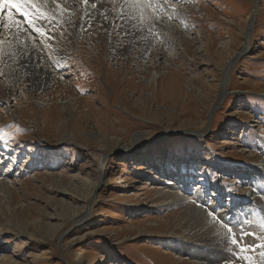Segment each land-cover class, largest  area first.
Here are the masks:
<instances>
[{
    "label": "rangeland",
    "instance_id": "1",
    "mask_svg": "<svg viewBox=\"0 0 264 264\" xmlns=\"http://www.w3.org/2000/svg\"><path fill=\"white\" fill-rule=\"evenodd\" d=\"M163 2L137 4L158 5L156 16L191 33L183 35L190 43L145 32L150 48L172 54L157 61L146 47L133 64L109 60L102 41L68 42L53 58L32 29L67 35L69 20L43 10L46 19L30 9L28 17L1 12L0 25L11 14L22 37L51 55L44 59L53 80L30 90L26 82L5 84L0 72V180L7 181L0 183V264H200L202 251L212 261L213 252L232 256L213 264H264L255 199L264 196V0ZM15 32L0 28V57L4 45L23 46ZM52 102L45 112L41 105ZM45 113L57 117L53 126ZM166 189L188 199L202 190L231 215L249 216L234 222L213 213L209 226L220 240L191 238L173 219L180 208L156 204Z\"/></svg>",
    "mask_w": 264,
    "mask_h": 264
},
{
    "label": "bare ground",
    "instance_id": "2",
    "mask_svg": "<svg viewBox=\"0 0 264 264\" xmlns=\"http://www.w3.org/2000/svg\"><path fill=\"white\" fill-rule=\"evenodd\" d=\"M145 1L146 2H152V1L154 2L156 0H145ZM163 1H165V0H160V6L164 5ZM255 1H257V0H255ZM37 6L41 9V11L43 10L45 13H48V14H49V12H51V13L55 12V14L59 13L60 15H62L61 17L67 19V21L69 20L63 26V27H65V29H63V30H65L66 32L67 31L70 32V34H67V35L62 34V33L57 35L56 30L46 29V26L41 27V29L46 33L45 35H43L47 40L46 44L49 46L50 50L52 51L53 58H57V59H59V56L62 54L63 47L66 46V43H68V42L78 43V42L102 41V42H104V45H103L104 51H106V48H108L107 56H108L109 60L110 59L118 60L119 58L123 57L124 58L123 62L127 61L128 63L133 64V63H135L137 58L142 57L139 54V51H142L143 48L149 47L148 45H151L150 44L151 41H148V39L146 40V38H145V32L146 33L148 32L147 38L166 36L165 35L166 33L169 34L170 36H175L176 40L179 39L180 45H181V43L184 45V48H186L187 45H189V43H190V40L183 35H190L191 33L189 34V33L185 32L182 28H180V25H178L174 22H171L169 19L166 20L164 18L165 16L159 17L160 12L158 14V11H157V10H159L158 5L156 7L152 6V4L146 5V6L145 5L140 6L139 4H137V2H136V5L134 4V2L132 3L131 0H108V1H102V2L101 1L96 2V0H37ZM191 6L192 5L188 6L187 12L194 9L193 7L191 8ZM6 9L7 8H0V14H1V12L6 11ZM7 10H9V9H7ZM26 10H28V9H26ZM139 11H143L144 12L143 15L140 14ZM163 11L165 12V9ZM194 11H196V10H194ZM161 12H162V10H161ZM166 13H167V11H166ZM121 14L123 15V19H121ZM136 14L139 15V17ZM156 14L159 16H156ZM176 16H177V13H176ZM141 17H143L142 23L140 22ZM172 18H173V16H172ZM4 19H5L4 22L3 23L1 22L2 24L11 23L9 21V17H4ZM254 19L255 18L252 17L251 22H249L250 23V25L248 26L249 29L252 28L251 24H255V23H252L254 21ZM125 21H127V29L128 30L121 32L119 29L121 27H124ZM15 22L17 24V20ZM85 23L87 26L85 25ZM132 23H136L137 27L132 28L131 27ZM58 25H61V23H58ZM22 27L23 26H21L20 24H17L15 26H13L11 28V30L7 28V30H10V31L16 30L17 32H15V35H21V37L19 36V40L21 41V45H23V46L22 47H16L18 49H15V46H17L16 44L15 45L9 44L8 46L4 45L5 49L2 48L1 51L4 50V55L0 57V72H1V74H3V78L5 80L4 83L5 84H9V83L14 84L15 83V85H16L17 83H23V82L25 83L26 82L29 85L30 90H31V88H41L42 86H48L51 83V81L53 80V78H52L53 73L51 72V70L46 68L47 67L46 63H48V61H50L52 59V57H51V55H50V57L47 55H44V53L42 52L43 50L41 51L39 49V47H37V45H35V43L33 41L35 38L32 37L31 39H29V37H27V38L22 37L23 35L19 33L20 31H22V29H23ZM90 29H94V30H92V32L90 31L91 33L88 34L87 39H83L81 36L84 37L85 35H82V34H85V32L89 31ZM154 31H156V33H157L156 36H151V34ZM93 32L95 33V36L92 35ZM142 34H144V36ZM127 37H128V39H127ZM12 41H14V40L12 39ZM12 41H11V43H12ZM122 41H125V42L123 43ZM144 41H146V43ZM14 42H18V41H14ZM148 42H150V43L148 44ZM135 43H138V46L135 47L136 49L139 47H141V48H140V50L137 49V51L135 52V53H137L138 56H136V54H135V57L130 58V56L128 54H132L131 53L132 52L131 47L134 46ZM97 44H99V43H97ZM118 45H122V46H124V48L119 49ZM174 45H176V44H174ZM92 46H94V45L92 44ZM9 47H12V48H9ZM96 48H98V45L95 46V49ZM150 49H152L153 51L152 50L151 51L154 52V54L156 55L155 59L159 58L157 61H159L161 58H163L162 55L166 56L167 54H169V55L172 54V51H171V53H169L168 50H167L168 51L167 52L164 49H163V51L162 50L161 51L156 50L155 47H154L155 50L152 47ZM12 50H13V52H12ZM133 51H135V49H133ZM155 51H157V52H155ZM44 57H47V58L49 57L51 59L48 58V61H47V58L44 59ZM169 57H171V56H169ZM174 57H175V55H174ZM1 59H3V60H1ZM171 61L172 62L174 61L173 58H171ZM155 63H157V62L155 61ZM8 64H10V65H8ZM174 64H176V63H174ZM17 66H19V67H17ZM228 66L231 67L230 65H228ZM156 67L157 66H155V68ZM167 67L170 70H171V68L173 69L172 64H168ZM170 70L167 71L166 74H164V75L161 74L159 77H162L163 79L167 78L169 74H172V73H170ZM112 72H113L112 73L113 76H117V75H115L116 71L112 70ZM171 72H172V70H171ZM55 79H56V77H55ZM61 81H62V79H61ZM228 82H229V79L225 80L224 85L226 86L228 84ZM4 83L3 82L0 83V91L2 89L1 85ZM172 85H174L173 82H172ZM13 87H14V85H13ZM151 88H152V84H151ZM162 93H164V91H162ZM80 99L82 100V98H80ZM78 102H80V101H78ZM53 106H54L53 102L49 106L47 104H44V106L41 105L42 109H45L44 111L47 113H51L53 111L52 110ZM89 109H90V107H89ZM47 113H45L43 115L44 123L46 126H53L54 121L57 120V117H54L53 120L49 119L48 116H50V115ZM35 119L37 120L38 117ZM171 174H173L172 177L176 176V175L174 176V173H172V172H171ZM165 175L168 176V173H166ZM183 177H186V176L183 175ZM189 178H190V176H189ZM0 183L7 184V181L2 180ZM5 186L6 185H4V187ZM189 189H190V186L187 185V189L185 192H188ZM186 194H188V193H186ZM193 195H195V196L192 199H188L187 196L184 194L179 195L176 192H169L166 189L164 192L159 193V195H158L159 199L156 203L158 205H163V206L164 205H167V206L175 205L176 207L180 208L181 210L177 211V213L173 216V219L175 220V223L179 226L180 229H184L185 231H187V233H188L187 235H189L191 238L194 236L195 237H202L201 239H204L203 241H205V242L206 241L207 242H213L214 240L215 241L220 240V239H218L219 236H217L218 230L215 228L216 224L209 226V223L212 222V215L208 214L211 209L215 210V212H214L215 217H217L219 219L224 218V220L227 218V219L232 220L234 222L235 221L241 222V220L243 218L249 216V215H246L247 213L240 214L236 217L234 215H231V212L229 211V209L226 208L223 210L219 206L215 205V203H213V202L211 203V202L205 200L204 199L205 194H204V191H202V190L197 189L196 191L193 192ZM248 196L246 195L245 197H248ZM234 199L235 198H233V200ZM255 199H257L259 201L258 205H257V207H259V208H257L256 213L259 215V218H260L259 221L264 224V196H261L258 194V196H255ZM246 201H248V199L244 200V202L242 204L246 203ZM197 202H198V204H200V205H198L199 208H197V205H196ZM232 204L235 205V203H232ZM200 206L205 207V208H203L204 211L202 209H200L201 208ZM200 235H202V236H200ZM216 244H217V242H216ZM184 248L185 247H183L182 249H184ZM223 252H227V251H223ZM209 254L210 253H207L206 251L199 252V255L197 257H198V259L200 258L202 261V263H200V264H213V263H216V261H219V259H217L219 257L220 258L222 257V259H228V258L232 257L231 255H230V257L228 255L225 256L224 253H220V254L218 253V255H217L215 252H213L216 261H212L213 256L210 257L211 255H209ZM263 263H264V260H263ZM231 264H234V263L231 262Z\"/></svg>",
    "mask_w": 264,
    "mask_h": 264
},
{
    "label": "snow or ice",
    "instance_id": "3",
    "mask_svg": "<svg viewBox=\"0 0 264 264\" xmlns=\"http://www.w3.org/2000/svg\"><path fill=\"white\" fill-rule=\"evenodd\" d=\"M137 2H140V0H137ZM0 8H7V9H14L16 12H19L21 15L28 17L30 16V11L26 9H30L32 12H35L38 16L41 18L46 19V17L43 16V13H41V9L37 6V0H0ZM121 19H123V15L121 14ZM9 21L11 23H6L3 25H0V28H8L11 30L13 26L16 25V22L12 19L11 14L9 15ZM140 22H143V17L140 18ZM132 28H136L137 24L132 23ZM34 32L39 33L41 36L45 35L46 33L39 27H33L32 29ZM121 32L128 30L127 29V21L124 22V27H121L119 29ZM215 212V210H210L209 215H212ZM228 232H232L233 229L230 225H226ZM242 239V237H241ZM233 245L240 244V240L233 239L232 240ZM244 249H251V245H241Z\"/></svg>",
    "mask_w": 264,
    "mask_h": 264
}]
</instances>
